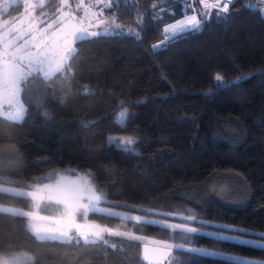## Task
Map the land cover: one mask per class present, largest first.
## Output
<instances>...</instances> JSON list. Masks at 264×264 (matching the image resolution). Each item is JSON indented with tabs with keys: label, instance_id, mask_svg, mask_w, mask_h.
Masks as SVG:
<instances>
[{
	"label": "trees",
	"instance_id": "16d2710c",
	"mask_svg": "<svg viewBox=\"0 0 264 264\" xmlns=\"http://www.w3.org/2000/svg\"><path fill=\"white\" fill-rule=\"evenodd\" d=\"M55 4L53 0L42 9ZM176 9H195L199 17L208 12L209 18L199 32L153 53L151 46L163 39V26L182 17ZM114 10L117 22L134 28L142 40L111 36L77 42L63 73L47 82L30 77L37 84L33 95L44 93V104L37 107L22 92L23 122L0 117V177L26 185L46 183L59 171L85 174L112 205L202 229L185 247L264 261V250L256 245L207 234L221 230L218 225L264 233V4L239 0L227 14L220 13L227 19H216L218 10L205 9L199 0L191 6L187 0L126 5L122 0L118 9L113 4L108 10V17ZM137 20L143 27H137ZM217 73L225 77L222 86L214 79ZM237 77L240 83L233 84ZM122 108L129 110V119L118 126L116 114ZM109 137L136 138L138 155L118 151ZM0 203L32 209L30 197L5 193ZM190 214L197 220L183 219ZM91 217L140 239L108 237L115 249L102 243L39 241L29 230V218L0 212V261L147 264L144 243H184L176 239L178 229ZM170 262L224 264L219 257L177 248Z\"/></svg>",
	"mask_w": 264,
	"mask_h": 264
},
{
	"label": "snow or ice",
	"instance_id": "6c2138e0",
	"mask_svg": "<svg viewBox=\"0 0 264 264\" xmlns=\"http://www.w3.org/2000/svg\"><path fill=\"white\" fill-rule=\"evenodd\" d=\"M60 7L56 9L55 18L48 22V14L42 13L43 19L33 18L29 22L25 30H17L14 34L4 33L0 35V83L4 90L8 93L9 98L7 103L11 107V111H0V117L9 121L23 122L27 109L25 103L20 98L22 92L26 93V99L30 103H34L37 107H43L44 93L37 91L33 95L32 89L37 87L36 80H30V77L35 76L37 80L41 79L45 82L50 81L56 73H63L65 66L76 52L73 45L77 42L91 40L97 37L111 36H126L133 37L137 40H142V37L132 27L125 28L117 22L116 11L114 10L111 19L103 18V9L100 12L94 11L95 4H104L108 9H113V4L119 8L122 0H95V4L85 5L84 0H78L77 9H83V17L78 18L75 15L69 0H59ZM135 0H123L126 5ZM204 4L205 9H217L216 19H227V15L221 16L223 12H229V5L234 3V0H214L209 3L208 0H199ZM264 3V0H261ZM191 6L192 0H187ZM44 7V0H39V3H25V12L30 13L31 10ZM156 5H153L155 8ZM65 9H68L65 11ZM209 18L208 12H203L200 18L197 15H188L184 13L182 19H178L175 23H170L163 27V39L151 46L152 52L156 53L167 47L169 44L179 38L193 32H199L203 27V23ZM85 21L87 25L85 26ZM94 26L99 28L103 25L101 31H89V27ZM41 25H44L41 27ZM137 27H143V21L137 20ZM218 86L225 83V77L217 73L214 77ZM247 79V77H244ZM241 78L237 77L232 81L233 84L240 83ZM47 87V84H45ZM89 89L85 88L84 93L88 94ZM47 117V111L44 112ZM129 119V110L122 108L116 114V123L118 126L126 125ZM108 143L127 155H138V150L135 145L138 140L134 137H109ZM10 194L16 197H30L35 202V206L39 207V202L47 200L61 205V218L65 222L62 228L47 229L39 228L35 224L29 225V230L32 231L35 238L39 241H55L62 244H80L95 245L102 243L105 246L115 249L117 245L110 243L108 237H120L126 240H139L132 231L120 230L119 228L109 227L107 224H101L95 220H89V213L97 214L108 218H118L124 221H135L147 225H158L165 229H178L176 239L184 241L179 244H166V256L171 255L173 248L180 249L186 252L200 253L206 256L219 257L224 264H264V261L248 260L238 256L227 255L219 252H212L207 249L185 247L191 243L192 234L200 232L202 229L196 227L176 224H167L160 220L147 219L136 215L133 216L127 212L112 211L109 208L102 207V204L109 203L106 195L95 186L91 181H87L78 186L72 192L64 189L59 182L56 184H35L33 191H22L14 188L0 187V194ZM134 207V206H128ZM147 213H152L153 209H144ZM0 212L19 215L29 219H35L34 212H24L12 207H0ZM165 216H170L172 213H162ZM80 216L82 223L77 222V216ZM184 220L195 221V215H186ZM201 224H209L210 221H200ZM222 231L215 233H207L208 235L217 237L221 241H235L240 245L254 244L259 249L264 250V233H258V240L241 239V235H247L251 230L244 228H235L228 225L217 226ZM224 231H232L241 235H224ZM145 260L150 257L145 250ZM171 264V262H170ZM179 264V262H177Z\"/></svg>",
	"mask_w": 264,
	"mask_h": 264
},
{
	"label": "rangeland",
	"instance_id": "374dc122",
	"mask_svg": "<svg viewBox=\"0 0 264 264\" xmlns=\"http://www.w3.org/2000/svg\"><path fill=\"white\" fill-rule=\"evenodd\" d=\"M51 1L53 0H44V7H46L47 4H49ZM27 2L39 3V0H27ZM25 3H26V0H0V35H3L4 33H9V32L14 34L17 30H25L28 23L32 22V19L34 17L43 19L44 17L42 16V13L48 14V17H49L48 22L50 23L51 19L55 18L56 9L60 7L59 0H55L56 4H55V8L53 6L54 9L46 10V9H42L38 7L34 10H31L30 13H26ZM77 3H78V0H69V4L71 5L73 11L75 12V15L78 18H82L83 9H77L75 7ZM84 3L85 5H88L90 3L95 4V0H84ZM101 9H103L102 17L111 19V17H108L109 9L104 4H95V7L93 10L96 12H100ZM67 10L68 9H65V11ZM186 10L187 9H176V12L183 16ZM94 24L95 22L93 21V26L89 27V31H101L102 30L103 25L97 28L94 26ZM43 26L44 25H41V27ZM85 26H88L87 21H85ZM73 47L76 49V43L73 45ZM8 98H9L8 93L4 90L2 83H0V111H11L12 110L9 104L7 103ZM20 98L21 100H23L22 93L20 94ZM87 181L92 182L91 178L88 175L78 174V175L72 176V175H68L65 172L59 171L58 173L51 176L46 183L56 184L57 182H59L64 189H66L69 192H72L78 186L82 185L83 183ZM0 187L14 188V189L22 190V191H33L35 189V184L25 185L19 182H13V181L11 182L10 179L0 177ZM106 199L109 203L102 204L101 205L102 207L109 208L112 211L127 212L133 216L139 215L130 209L112 205L111 203L113 201L109 200L108 198ZM31 201H32V209L29 212L35 213V219H29V225L35 224L37 227L42 228V229L43 228L56 229V228H62L64 226L65 222L61 218V209H62L61 205H57L55 202H49L47 200H42L39 202V207H36L35 202L32 200V198H31ZM0 207H12V206H8V205L0 203ZM12 208L17 209L19 211H24L20 208H15V207H12ZM92 215L93 213H89V216H88L89 220H93L91 217ZM139 216H142V215H139ZM142 217H145V216H142ZM147 219H151V218L148 217ZM153 220H156V219H153ZM77 222L78 223L83 222L79 215L77 216ZM220 231L222 230H212V231H209V233H215V232H220ZM249 233L251 234L241 235L239 233L232 232V231L223 232L224 235H241V239H245V240H258L259 239L258 236H256L258 234L257 232H256L257 234L255 235L252 234L251 231ZM208 250L212 252H219V253H224L227 255H232V254L225 253L222 251L211 250V249H208ZM233 256H238V255H233ZM238 257L248 259V260L261 261V260L250 259V258H246L242 256H238ZM9 263H10L9 261H5V260L0 261V264H9Z\"/></svg>",
	"mask_w": 264,
	"mask_h": 264
},
{
	"label": "water",
	"instance_id": "95a60500",
	"mask_svg": "<svg viewBox=\"0 0 264 264\" xmlns=\"http://www.w3.org/2000/svg\"><path fill=\"white\" fill-rule=\"evenodd\" d=\"M145 250L150 257L149 260H145L147 264H167L171 261L174 253V248L171 250V255L166 256L164 253L167 251L165 245H158L152 243H144L142 245V256L144 258Z\"/></svg>",
	"mask_w": 264,
	"mask_h": 264
},
{
	"label": "built area",
	"instance_id": "2783aa9c",
	"mask_svg": "<svg viewBox=\"0 0 264 264\" xmlns=\"http://www.w3.org/2000/svg\"><path fill=\"white\" fill-rule=\"evenodd\" d=\"M192 1H194V0H192ZM237 1H239V0H234V3L233 4H231V5H229V9L237 2ZM247 1H249V0H247ZM255 1H257V2H260V3H262L261 2V0H255ZM208 2L209 3H212V2H214V0H208ZM201 4V6L202 7H204V4L203 3H200ZM262 4H264V3H262ZM205 8V7H204ZM188 15H192V14H195V15H197V17L198 18H200L199 17V13L195 10V9H193V10H191L189 13H187ZM184 16H182V17H180L179 19H182ZM178 20V19H177ZM176 20V21H177ZM176 21H174L173 23H175ZM166 25H168V24H166ZM166 25H164L163 27H165Z\"/></svg>",
	"mask_w": 264,
	"mask_h": 264
}]
</instances>
